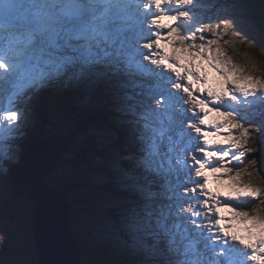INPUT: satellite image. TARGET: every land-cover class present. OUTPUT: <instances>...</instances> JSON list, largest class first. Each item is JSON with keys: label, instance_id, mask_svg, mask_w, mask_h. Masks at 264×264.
Segmentation results:
<instances>
[{"label": "snow or ice", "instance_id": "6c2138e0", "mask_svg": "<svg viewBox=\"0 0 264 264\" xmlns=\"http://www.w3.org/2000/svg\"><path fill=\"white\" fill-rule=\"evenodd\" d=\"M201 7L200 0H0V93L19 79L38 87L73 70L122 86L159 81L164 112L152 106L160 101L151 89L128 105L143 122L135 167L160 182L130 177L138 199L124 228L154 250L163 245L167 264H264V190L254 182L264 177V75L233 61L225 48L230 19L205 17ZM13 87L18 103L0 107V152L25 118L23 93ZM163 138L172 141L168 167L157 162Z\"/></svg>", "mask_w": 264, "mask_h": 264}, {"label": "rangeland", "instance_id": "374dc122", "mask_svg": "<svg viewBox=\"0 0 264 264\" xmlns=\"http://www.w3.org/2000/svg\"><path fill=\"white\" fill-rule=\"evenodd\" d=\"M256 1L257 0H200V3L202 5L200 11L205 17H211L213 20H216L217 18L230 19L231 23L229 25V33L225 37V39H230L232 41V44L225 45L228 55L236 64L246 66L249 70H252L253 66H255L258 69L256 75H264V43L260 42V40L264 38V22L256 21V18L254 17L255 13L253 10L254 8L256 9L258 7H262L264 11V2L261 0L259 2ZM221 27H223V24H221ZM208 71L211 72H208L209 83H212V86L214 87L213 89H216L218 85L215 83V73L212 72L211 69H209ZM92 73L93 74L89 79H85L86 84L83 86L85 88H83L82 90L81 99L75 100V106L79 105L80 108H84L83 106L86 105L91 106L101 104L102 102L106 103V99L109 100L108 97H105L108 93L113 94L115 93V91L123 89L127 90V93L124 94L123 99L128 102V105H130V99H132V105H138L143 99L140 93L146 92L151 89V91L156 94V100L160 101L159 105L153 103L152 106L160 108V111L164 112V108H162L161 105H163L164 100L166 99L167 92L166 90H164V86L161 85L159 81L155 79L144 81L141 78L137 77L135 79L128 80L126 84L122 86L120 85V80H118L117 78L104 75L100 72ZM85 74L86 73H84L83 75ZM79 75L80 74H78V76ZM65 76L66 74L49 79L43 86L38 87L29 86L27 79H19L14 81L17 84L14 86L15 90H20L23 93V99L25 103V101L33 100L37 97L35 91L40 92L39 90L45 89L51 90L50 92H54V90L52 89L55 87V83L59 82V80ZM83 79L84 78H81L79 76V78H75L74 81L76 82V84H78ZM137 81H142L143 83L145 82V84L150 83L151 88L149 87V85L146 86L143 83L135 86V84L138 83ZM129 82L134 85H127ZM49 83H54V85H51ZM13 90L14 87L9 86L5 87V91L3 93H0V107L8 109L18 103L16 97L11 95ZM104 90L105 92H103ZM100 97L101 100H99ZM49 98L54 108L53 112L51 113L52 119H59L65 123L66 127H70L71 123L67 116L63 112L58 110L59 108L57 105L59 104L57 98L54 96V94L53 96H49ZM22 110L24 112L25 118L20 130L11 138L7 136L4 138V144L7 146V148L6 151L0 152V161L2 162L5 160V157H9L13 153V150H11V146L16 144V138L22 135L21 129L28 123L27 111L24 104L22 105ZM137 111L139 110L137 109ZM1 118H3V112H0V123L3 122ZM161 119L165 120L164 126H166V117L162 116ZM138 120H134V122L136 123L133 125L134 128L138 125ZM130 123L133 122L131 121ZM141 123L143 122L140 121L139 124L141 125ZM48 129L50 128L48 127ZM89 134L95 137L98 144L108 142V139H105V133L102 130V127L98 124L92 123L89 124L87 128H84L81 133L70 135L68 132L67 135L69 136V138L67 139L69 141V145L68 149L64 153V156L68 158L69 155H72V151H76L77 148H79L80 140ZM218 139H223V137H218ZM252 139L253 142H250L248 147L255 149L251 153V156L256 157L259 155V147H256L255 143L258 142H254L255 137H253ZM171 143L172 141L167 138H163L162 140H160V154L157 157V162L163 163L165 167H168V159L165 154L168 153ZM159 160L161 161L159 162ZM95 162L98 164L104 163L108 166L109 169L111 168L115 172L117 179L116 184L118 185L124 184L123 186L126 187L131 186L130 177H134L140 182H144L145 178H147L148 180H150L149 178L155 179L158 183L160 182V178L153 177L147 173H144L143 170L137 169L135 167V162L129 163L128 169L130 174L125 173L118 165H111L103 162L102 158L96 157ZM2 169L3 165H0V203L3 205V208H9L4 214L0 213V236L3 237V239H0V264H39L35 253L32 231L29 229L30 222L32 224L31 211L34 209V205L24 200L15 201L13 199L6 198L7 196H4L6 189H4L3 185H5L4 181H6L7 178L5 176L6 172ZM72 169L73 168L71 166L67 168L62 167L56 173L58 175L66 174ZM135 169L137 170L136 174H131ZM248 170L252 171L251 165H249ZM208 175L210 181L209 188L213 191L217 190L218 184L212 182L210 173ZM88 176H90L88 181L90 180L97 183L108 181L107 174L101 171H91ZM254 182L258 187L264 190V179L262 178V176L254 175ZM219 187L220 190L225 193L230 190L227 185V181H225ZM121 189L123 188L121 187ZM133 200L134 198L120 199L116 197L106 196L103 198H97L96 200H94L95 203H93V205H89L81 209V216H79L78 213H74L70 225L71 227H75L76 224H79V227H75L74 235L77 234L85 242H91L94 238H97V240L103 241L102 243L105 242L106 244H109V249L111 250L113 249V246L111 244L116 246L117 249L121 248L125 250L126 248V251H129L138 245H143L144 250H148V253L147 255H145L142 251H140V253L144 255L146 259H149V264H153L150 259L154 258L153 254H156V249H158V247L154 250L152 245H149L148 241L134 238L126 229L124 232H122V236L121 234L119 236L117 224L114 223L113 220L108 216H106L109 211L108 209L113 208L115 210H118L117 215H120V217L123 215V218H121V225L119 226L121 228H124V217L128 209L135 204ZM253 203H258V201H254ZM239 227L242 228L243 226L240 225ZM89 234H91L90 237ZM124 234L127 237L124 238ZM241 234L248 235V233L246 232H241ZM160 256H162L164 261L167 262L168 257L165 253L164 255Z\"/></svg>", "mask_w": 264, "mask_h": 264}, {"label": "trees", "instance_id": "16d2710c", "mask_svg": "<svg viewBox=\"0 0 264 264\" xmlns=\"http://www.w3.org/2000/svg\"><path fill=\"white\" fill-rule=\"evenodd\" d=\"M261 1L264 2V0ZM253 10L256 21L264 22L263 8L258 7ZM260 42L264 43V38ZM55 93L59 104L57 105L58 110L68 116L72 127H66L65 123L59 119H52L51 113L54 108L47 97H40L27 103L28 123L21 129L22 135L17 136L16 144L11 146L14 155L5 157L2 164L7 167L5 173L7 179L3 185L6 189L4 196L15 201L24 200L34 205V208L44 204L60 207L61 203L70 201L73 206V215L78 213L79 216L82 213L81 209L93 205L97 198L105 196L131 198L130 196L133 195L132 198L136 201L138 199L137 192L130 187L116 184L115 172L104 163H96L95 158H103L106 163L118 165L125 173L130 174L128 166L135 158L133 152L136 147L138 148L140 141L137 137V129L127 120L124 121L123 113H116V109L103 107L100 113H102V123L109 133L105 135L109 142L99 148L96 139L89 134L83 138L79 148L72 151L73 154L67 158L64 153L69 145L68 132L76 134L87 128L99 117V112L97 107L81 109L80 106L74 105V100L81 94L80 86H74L67 77L58 85V90ZM126 114H130L133 119L138 120L139 118L137 115L131 114L130 110ZM110 122H113L112 125ZM255 145L260 148L259 143H255ZM17 159L18 162H12ZM69 166L73 169L66 174L58 175L56 173L58 169ZM93 170L107 174L108 181L100 183L88 181L90 178L88 174ZM136 171L135 169L131 174H136ZM262 178L264 179V177ZM120 186L124 189H121ZM8 208H3L0 203V213L4 214ZM117 213L118 210L112 208L106 216L117 224L118 235L122 236L125 228H121L119 225H121L123 215L120 217ZM75 227H79V224H76ZM75 227H71L73 235ZM29 229L32 231L31 222ZM74 236L81 244L82 264H149L150 262L140 253V251L145 255L148 253V250H144L143 245L126 251L121 248L117 249L111 244L113 246L111 250L109 244L102 243L103 241L97 240V238L91 242H85L77 234ZM123 237L127 236L124 234ZM148 242L149 245L153 244L152 241ZM161 247L163 245L158 246L156 254H153L154 258L150 259L153 264H167L160 256L164 255L160 251Z\"/></svg>", "mask_w": 264, "mask_h": 264}, {"label": "water", "instance_id": "95a60500", "mask_svg": "<svg viewBox=\"0 0 264 264\" xmlns=\"http://www.w3.org/2000/svg\"><path fill=\"white\" fill-rule=\"evenodd\" d=\"M70 201L32 211V236L39 264H82L79 241L72 234Z\"/></svg>", "mask_w": 264, "mask_h": 264}, {"label": "bare ground", "instance_id": "6f19581e", "mask_svg": "<svg viewBox=\"0 0 264 264\" xmlns=\"http://www.w3.org/2000/svg\"><path fill=\"white\" fill-rule=\"evenodd\" d=\"M202 1V0H201ZM201 12V11H200ZM221 15V14H220ZM218 17V16H217ZM208 72H210V71H208ZM211 73V72H210ZM209 74V73H208ZM214 75V74H213ZM110 80V79H109ZM149 80V79H148ZM111 84V83H110ZM146 86L147 85H149V87L151 86V84L150 83H148V84H145ZM214 85V84H213ZM209 87H211V88H214L213 86H212V83L210 84L209 83ZM151 88V87H150ZM165 90V89H164ZM103 92H105V90L103 91ZM2 119V118H1ZM124 123V122H123ZM122 124V123H121ZM121 128V127H120ZM127 128V127H126ZM138 134V133H137ZM193 135H195L194 133H193ZM138 137V136H137ZM138 141V140H137ZM66 143V142H65ZM109 178V177H108ZM153 180V179H152ZM90 181V180H89ZM114 183V182H113ZM122 183V182H121ZM129 183V182H128ZM124 185V184H123ZM123 188V187H122ZM124 189V188H123ZM126 189V188H125ZM127 194V193H126ZM129 196V195H128ZM133 196V195H132ZM132 196H130V197H132ZM125 197V196H124ZM73 213V212H72ZM125 238V237H124ZM96 241V240H95ZM125 250H126V248H125Z\"/></svg>", "mask_w": 264, "mask_h": 264}, {"label": "clouds", "instance_id": "9594fccd", "mask_svg": "<svg viewBox=\"0 0 264 264\" xmlns=\"http://www.w3.org/2000/svg\"><path fill=\"white\" fill-rule=\"evenodd\" d=\"M12 162H13V163H16V162H18V159H17V160H13ZM2 163H3V162L0 161V165H2ZM2 170L6 172V171H7V167H6V166H3V169H2ZM0 239H3V237L0 236Z\"/></svg>", "mask_w": 264, "mask_h": 264}]
</instances>
